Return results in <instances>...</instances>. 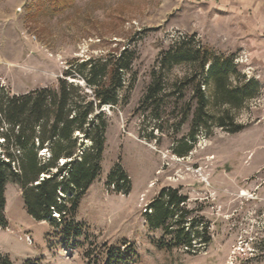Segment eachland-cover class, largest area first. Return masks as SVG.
Here are the masks:
<instances>
[{
	"label": "rangeland",
	"instance_id": "obj_1",
	"mask_svg": "<svg viewBox=\"0 0 264 264\" xmlns=\"http://www.w3.org/2000/svg\"><path fill=\"white\" fill-rule=\"evenodd\" d=\"M176 41L233 58L231 85L252 80L259 89L239 109L210 102L209 131L194 140L196 70H159ZM126 48L134 53L119 93L126 101L102 109L99 177L58 230L28 216L20 188L9 183L0 255L12 264H264V0H0V88L10 95L54 87L71 64ZM153 72L163 83L157 111L144 101ZM200 90L211 101V85ZM227 109L229 129L239 132L216 126ZM116 164L131 183L126 197L106 190ZM163 188L186 197L185 218L207 244L177 247L174 234L146 221V205ZM69 222L80 236L62 233Z\"/></svg>",
	"mask_w": 264,
	"mask_h": 264
},
{
	"label": "trees",
	"instance_id": "obj_2",
	"mask_svg": "<svg viewBox=\"0 0 264 264\" xmlns=\"http://www.w3.org/2000/svg\"><path fill=\"white\" fill-rule=\"evenodd\" d=\"M183 45L176 41L170 51L161 55L159 70L166 64L169 68L185 64L196 70L189 77L199 79L194 89L199 100L190 134L194 140L198 133L209 131L210 117L205 110L210 102L239 109L258 95L259 89L252 80L231 85L233 58L211 54L200 46L192 49ZM133 62L134 53L126 48L116 55L71 64L54 87L22 95H10L0 88V229L8 225L4 210L9 183L20 188L24 210L34 221H49L58 230L65 217L74 216L80 199L101 172L107 129L102 109H116L126 101L119 98V93ZM153 78L144 101L157 111L163 83L160 73L153 72ZM201 85H211V101L200 90ZM233 119L229 110H224L217 117L216 126L229 133L239 132L240 126L229 129ZM86 142L90 143L88 147ZM105 186L108 192L126 197L131 183L116 164ZM185 203L186 197L178 195L176 189L163 188L146 205L144 216L152 228L174 234L177 247L190 250L195 240L207 244L209 238L198 231L194 221H187V211L181 209ZM62 233L67 237L81 235L78 226L71 222L65 223ZM0 264L12 263L7 256L0 255Z\"/></svg>",
	"mask_w": 264,
	"mask_h": 264
},
{
	"label": "crops",
	"instance_id": "obj_3",
	"mask_svg": "<svg viewBox=\"0 0 264 264\" xmlns=\"http://www.w3.org/2000/svg\"><path fill=\"white\" fill-rule=\"evenodd\" d=\"M7 186H8V184H7ZM7 186H6V187H7Z\"/></svg>",
	"mask_w": 264,
	"mask_h": 264
},
{
	"label": "built area",
	"instance_id": "obj_4",
	"mask_svg": "<svg viewBox=\"0 0 264 264\" xmlns=\"http://www.w3.org/2000/svg\"><path fill=\"white\" fill-rule=\"evenodd\" d=\"M57 218V217H56Z\"/></svg>",
	"mask_w": 264,
	"mask_h": 264
}]
</instances>
